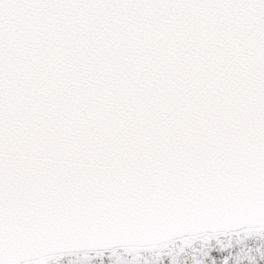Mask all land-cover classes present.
I'll list each match as a JSON object with an SVG mask.
<instances>
[{
  "label": "snow or ice",
  "instance_id": "obj_1",
  "mask_svg": "<svg viewBox=\"0 0 264 264\" xmlns=\"http://www.w3.org/2000/svg\"><path fill=\"white\" fill-rule=\"evenodd\" d=\"M0 264H264V0H0Z\"/></svg>",
  "mask_w": 264,
  "mask_h": 264
}]
</instances>
